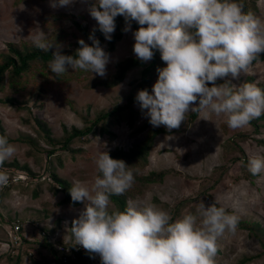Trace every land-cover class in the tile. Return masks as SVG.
<instances>
[{
  "label": "rangeland",
  "instance_id": "374dc122",
  "mask_svg": "<svg viewBox=\"0 0 264 264\" xmlns=\"http://www.w3.org/2000/svg\"><path fill=\"white\" fill-rule=\"evenodd\" d=\"M92 2L93 0H73L68 6L52 8L49 0H0V52L7 51L6 44L9 42L33 43L32 37L38 29L45 32L49 38L57 25L56 20L51 18L53 14H70L77 23L86 26L88 30L98 27L88 12ZM250 2L248 0L247 4L251 5ZM255 4L257 10L253 15L264 21V0H255ZM60 23L63 30L59 35L62 40L59 39L57 44L61 48H72L79 39L89 41L71 19H61ZM129 25L128 23L124 26L122 37L115 43L114 50H107L108 40H104L100 45L109 57L103 77L87 71L80 77L69 73L58 77L54 73L49 74L46 78L48 82L45 81L46 89L31 96L33 79L28 72L24 78V90L15 92L7 84L0 90V98L10 96L15 99L14 104L0 103V122L4 133L11 138H24L23 141L9 142L16 147V153L6 162L16 160L19 165H26L32 173L39 175L38 179L34 177L27 180L24 170L17 169L19 174L12 170L17 175H24V179H20V183L10 188L7 194L1 195L3 188L0 187V213L11 218L8 222H2V229H8L9 222L14 223V219L30 221V214H35V210H38L43 219L37 218L38 224H35V228L26 226V233L32 235L30 238L41 239L42 232L38 227H56L54 234L49 236V241L56 242V246L59 245L58 240L67 243L71 239V221L78 217L84 205L81 202L78 205L61 203L63 192L55 191L52 182L48 180H38L48 177V173L52 171L68 180L72 186L81 182L90 188L98 175L95 159L99 151H109L115 147L126 150L144 137V131L134 130L147 119V110H142L138 103L133 105L137 110L133 126H128L127 114L123 112L118 124L111 121L108 124V129L114 133L113 138L107 133L100 134L96 131L71 144L76 150L75 153L59 147L48 157L47 150L51 145L42 138L34 123L35 115L47 123L52 137L59 138L63 135V126L67 130L73 126L82 128L85 125L84 117L92 118L98 112L126 101L133 91L130 82L138 77L139 68L130 70L124 80L112 88H88L87 84L96 77L106 78L114 73L117 62L127 57H136L133 52L132 34L135 30L130 25L129 30L124 31ZM162 63L165 67V63ZM34 66L33 72L35 68L41 69L38 62H35ZM46 69L50 70L48 66ZM156 80L151 84L150 94ZM219 80L230 82L234 86L245 82L255 83L264 88V60L252 63L247 73L241 72L235 79L229 75ZM197 106L198 101L191 107ZM225 121L223 114H209L205 117L203 112L199 111L198 116L189 122L187 113L179 128L158 135L147 165L139 173L165 171L162 181L150 183L141 193L128 198L127 206L130 202L137 206L152 203L168 212L175 221L188 213L197 214V206L201 201L206 207L215 203L218 207H223L228 214L236 216L238 226L234 233L226 231L217 239L214 264H238L242 258L247 257L249 259L244 264H264V237L259 239L253 231L240 226L239 223L257 222L264 230V171L246 178L240 163L243 157L248 160L250 156L264 155V147L256 142V139H264V120L259 122V133H255L250 124L235 130L230 129ZM243 133L248 138L240 141L238 138ZM26 136L34 138V145L27 142ZM96 138H99L98 143ZM39 146L43 149L37 150ZM4 169L5 167H2L0 171ZM35 190L38 191L37 195L33 194ZM113 209L115 205L110 201L109 210ZM5 239L0 231V242ZM71 242L74 243V240ZM1 247V252L11 249L14 253V248L10 245L1 244ZM29 253L30 259L24 264H34L42 260V255L32 249ZM42 254L45 259L39 262L40 264H55L52 255L46 254L45 251ZM96 257L94 264H101L99 257ZM6 263L7 259H0V264Z\"/></svg>",
  "mask_w": 264,
  "mask_h": 264
},
{
  "label": "clouds",
  "instance_id": "9594fccd",
  "mask_svg": "<svg viewBox=\"0 0 264 264\" xmlns=\"http://www.w3.org/2000/svg\"><path fill=\"white\" fill-rule=\"evenodd\" d=\"M49 2L57 8L73 0ZM88 12L108 41L115 17L136 21L140 27L132 33L133 52L140 61H150L154 50L159 51L166 66L157 69L152 93L139 90L135 97L152 126L179 128L197 101L191 111H202L205 117L223 114L233 130L264 114V89L255 83L216 84L247 73L264 53V21L246 13L242 0H93ZM32 40L42 51L55 48L48 67L57 77L69 68L106 74L109 57L94 35H89L91 46L79 39L74 55L62 54L61 46L40 29ZM15 153L16 147L0 135V168ZM95 165L98 175L90 188L76 182L69 189L71 200L84 205L69 230L75 245L97 255L101 264H214L217 239L236 231L238 218L215 203L206 207L201 201L197 214L175 221L152 203L130 202L124 211H110V196L130 189L134 175L105 150L97 153ZM247 167L253 175L264 171V155L250 156ZM8 182V174L0 171V187Z\"/></svg>",
  "mask_w": 264,
  "mask_h": 264
},
{
  "label": "trees",
  "instance_id": "16d2710c",
  "mask_svg": "<svg viewBox=\"0 0 264 264\" xmlns=\"http://www.w3.org/2000/svg\"><path fill=\"white\" fill-rule=\"evenodd\" d=\"M17 2L20 0H16ZM248 0H242L244 5V11L246 13L250 12L254 14V12L257 10V6L255 4V0H250L251 5L247 4ZM51 18L56 20L57 25H55L54 33L47 38L49 41H54L56 44L59 39L62 40L60 33L62 29L60 20L64 18L71 19L77 27L84 33L86 37L89 38V35H94L96 39L99 40V44L101 45L105 38L103 34L98 30V27L88 30L86 26H82L81 24L77 23L74 20V17L70 14H64V13H58L51 15ZM130 24L134 30H137L139 28V25L136 21H128L126 22L123 16H117L115 17V31L112 33V39L110 41H107L108 44V51H112L115 48V43L121 39L123 34V28L126 24ZM85 43L89 44L91 46L92 41H85ZM7 45V51L0 52V90H2L6 84L13 88V91L20 92L24 90L26 86V81L24 78L27 77V73L29 72L33 79V84L30 87V95H38V93L43 92L46 89L45 81L48 82L46 78H48L47 75L53 74L50 70H47L46 67L48 66L49 61L52 59V52L55 50V48L50 49L48 52L42 51L38 47L35 46L34 43H27L25 41H21L19 43L9 42ZM75 46L72 48H61V52L64 55H74L76 49L80 47V45L76 42L74 44ZM264 60V53H261L259 55V58L254 60L252 63H255L257 61ZM35 62H38L41 66V69L35 68V71L33 72V68L35 67ZM163 61L160 58L159 51L154 50V56L150 61L142 62L137 57H127L115 64V71L111 75H109L106 78L96 77L94 78L90 83L87 84L88 88H93L96 86H103L105 88H112L119 83H121L126 74L134 69L139 68V75L136 79H133L130 82V85L133 88V91L128 95L126 101L124 103H117L114 104L113 107H111L108 110H103L98 112L94 117H84V123L85 125L82 128L78 127H71L69 130L65 126H63V135L59 138H55L51 136L50 129L47 125V123L38 118L34 115V123L37 126V129L49 145H51V148L47 150L48 157L53 155L56 149L61 147L62 150L68 151L70 153H75V149L71 147V144L75 143L76 141L80 140V138L86 137L90 134H94L96 131L100 134L107 133L111 138L114 137V133L108 129V124L115 123L118 124L121 119L123 112H126L127 114V120L126 123L128 126H133L135 116L137 113V110L133 106L134 103H138L135 100L136 94L139 90H147L150 94L151 91V84L154 79L158 78V68H163L164 64ZM32 71V72H31ZM84 70L81 69H71L69 68L66 73L74 74L76 77H80L82 75ZM65 73V74H66ZM39 75V76H38ZM38 76V78H37ZM73 76V75H71ZM70 76V77H71ZM45 78V80H44ZM226 81H220L219 79L216 81V84L219 85L221 83H225ZM209 87L212 85L209 83ZM261 89H264L260 87ZM0 103H9L14 104L15 99L10 96H6L5 98H0ZM198 107V106H197ZM198 116V111H191L188 113V121H193ZM264 120V114H262L259 118L253 119L250 122V125L254 128L255 133H259V129L261 128V125L259 124L260 121ZM137 132L144 131V137L137 143L133 144L130 148L124 150L122 148L115 147L112 150L107 151L110 157L114 159H121L123 160L127 166H129V169L133 172L134 175V183L131 186L130 189H128L123 195H112L110 196V201L114 203L115 209L113 210H119L124 211V209L127 207V199L133 198L135 195L141 193L143 188L147 186L150 183L153 182H161L163 178V174L165 171H159L154 172L150 171L147 174H140L139 172L142 170V168L147 165L148 157L150 154V151L153 147L155 138L160 134H167L170 132L169 129H167L165 126L161 125L158 127L152 126L148 118L137 128L134 129ZM0 135L6 136L8 138L9 142L13 141H23L24 138L17 137L11 138L7 136L4 133V128L1 125L0 122ZM247 135L245 133L241 134L239 136V140L243 141L247 139ZM25 139L28 143L31 145H34L35 140L32 137L26 136ZM257 144L264 147V139H256ZM37 150L43 149L42 147H37ZM241 167L243 170L244 177L249 178L251 176H254L251 174L248 170L247 163L248 160L246 158L240 159ZM2 167H5L4 171L8 174V176L11 178L14 171H18L17 169L24 170L28 176L27 180H30L31 178L34 179V177L37 178V174H34L31 172V170L26 165H19V163L15 160L12 162L7 163L5 161L4 165ZM48 177H44L41 180H48L52 182L53 188L55 191L61 190L63 192V198L60 201L61 203H70L73 205H78L79 202H73L71 200V196L69 194V189L72 187L70 182L64 178H61L57 173L50 172L48 173ZM98 174V173H97ZM49 178V179H48ZM19 184L16 182H11L9 185L2 187L3 193L7 194L10 188H12L14 185ZM39 184V182H37ZM37 190L33 192L34 195H37ZM1 198V196H0ZM1 200V199H0ZM110 210V211H113ZM36 213L30 214V221H27L25 224L24 219H14V223H19L21 225V233L25 234V232L28 230L26 226H30V228H35V224H38L37 218L41 216V212L38 210H35ZM43 217H40V220H42ZM11 218L6 214L5 216L0 213V231H2L3 235L7 237L6 230L2 229V222H8ZM35 220V221H33ZM10 224H13L9 222ZM241 225L251 231H253L256 236L259 239H262L264 237V230L259 226L257 222H239ZM25 226V227H24ZM40 232H43L41 235V239L36 240H29L27 238H23L22 245L19 248L14 247V253H12L11 249H7L5 251L1 252L0 249V259L4 258L7 259L6 264H20L25 256L31 255L29 253V250H33L38 255H42V260L38 261L37 263L34 262V264H40L39 262H43L45 259V256L42 254L43 251L46 252V254L52 255V259L55 264L61 263V258L64 255V252L57 249L55 243L49 241V236L54 234L56 231V227H38ZM67 241V243H64L62 240H58L57 243L63 244L68 246L71 251H74V248L76 247L75 243ZM7 244L9 245V240L7 239ZM264 246V243H263ZM75 257L71 259L68 264H94L95 260L97 259V255L90 253L86 251L85 249H79L74 252ZM30 258V257H29ZM249 259L242 258L238 264H244V262ZM46 262V261H45Z\"/></svg>",
  "mask_w": 264,
  "mask_h": 264
},
{
  "label": "built area",
  "instance_id": "2783aa9c",
  "mask_svg": "<svg viewBox=\"0 0 264 264\" xmlns=\"http://www.w3.org/2000/svg\"><path fill=\"white\" fill-rule=\"evenodd\" d=\"M16 173L19 174L18 172H16ZM16 173H13L11 178L9 177V182L7 185H9L11 182H13V183L18 182L22 178L24 179V175L23 176L17 175ZM18 177H20V178H18ZM43 178L44 177H42V179ZM6 232H7V239L9 240V245L11 246V248H14V247L19 248L22 245L23 238H27L25 234L21 233V225L19 223L9 224V227H8V229H6ZM42 234H43V232H42ZM27 239L33 240L30 238H27ZM56 247H57V249L64 252V255L61 258L60 264H68V262L75 257V255H74L75 251H77L79 249L83 250V247L79 246V245H76L73 252L71 251V249L68 246L63 245V244H59Z\"/></svg>",
  "mask_w": 264,
  "mask_h": 264
},
{
  "label": "crops",
  "instance_id": "0c3cea01",
  "mask_svg": "<svg viewBox=\"0 0 264 264\" xmlns=\"http://www.w3.org/2000/svg\"><path fill=\"white\" fill-rule=\"evenodd\" d=\"M257 62H258V61H257ZM255 63H256V62H255ZM25 223H26V222H24V224H25ZM1 225H2V224H1ZM4 230H5V228H4ZM1 232H2V231H1ZM25 235H26L27 238L32 237V235H31L30 233H26V232H25ZM4 236H5V235H4ZM5 237H6V236H5ZM30 239H33V238H30ZM1 244H3L4 246H7V245H8V244H7V237H6V239H5L4 241L0 242V249L2 250ZM6 250H7V249H6ZM4 258H5V257H4ZM24 259H25V261H24ZM27 259L29 260L30 258H29L28 256H25L20 264H24V262H26Z\"/></svg>",
  "mask_w": 264,
  "mask_h": 264
}]
</instances>
